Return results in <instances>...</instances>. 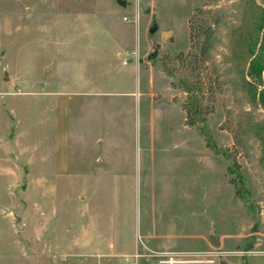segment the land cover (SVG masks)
Segmentation results:
<instances>
[{"label":"rangeland","instance_id":"rangeland-1","mask_svg":"<svg viewBox=\"0 0 264 264\" xmlns=\"http://www.w3.org/2000/svg\"><path fill=\"white\" fill-rule=\"evenodd\" d=\"M122 1L0 0V264H264L240 0Z\"/></svg>","mask_w":264,"mask_h":264},{"label":"trees","instance_id":"trees-1","mask_svg":"<svg viewBox=\"0 0 264 264\" xmlns=\"http://www.w3.org/2000/svg\"><path fill=\"white\" fill-rule=\"evenodd\" d=\"M240 2L243 14L241 25L232 32L231 57L241 73L249 102L264 109V0ZM253 130L264 154V121L254 124ZM243 188L239 186L238 192Z\"/></svg>","mask_w":264,"mask_h":264},{"label":"crops","instance_id":"crops-1","mask_svg":"<svg viewBox=\"0 0 264 264\" xmlns=\"http://www.w3.org/2000/svg\"><path fill=\"white\" fill-rule=\"evenodd\" d=\"M64 99V103H66ZM63 115V113H62ZM65 117V118H64ZM64 119V120H63ZM63 121L61 120L60 123L58 124V131H57V141H56V159H57V166L59 167H68L69 166V161H68V156H69V147H70V134H69V122H68V113H64L63 115ZM65 121V122H64ZM100 143L104 142L103 137L99 139ZM6 144V143H5ZM157 236V235H156ZM157 237H173L172 235H166L162 236L159 235Z\"/></svg>","mask_w":264,"mask_h":264},{"label":"water","instance_id":"water-1","mask_svg":"<svg viewBox=\"0 0 264 264\" xmlns=\"http://www.w3.org/2000/svg\"><path fill=\"white\" fill-rule=\"evenodd\" d=\"M118 1H119V3H120L121 5H124V6L126 5V2H124V1H122V0H118ZM155 31H156L155 29H151L150 32H151L152 34H154ZM156 58H157V52L154 51V52H152V53L150 54V56H149V60H154V59H156ZM130 62H131V61H130ZM7 78H8V77H7ZM7 78H6V79H7ZM215 244L217 245L218 242H215Z\"/></svg>","mask_w":264,"mask_h":264}]
</instances>
